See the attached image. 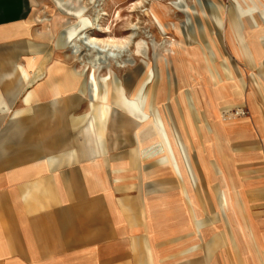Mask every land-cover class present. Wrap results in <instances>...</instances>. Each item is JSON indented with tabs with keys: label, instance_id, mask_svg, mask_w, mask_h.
Listing matches in <instances>:
<instances>
[{
	"label": "crops",
	"instance_id": "obj_1",
	"mask_svg": "<svg viewBox=\"0 0 264 264\" xmlns=\"http://www.w3.org/2000/svg\"><path fill=\"white\" fill-rule=\"evenodd\" d=\"M75 2L0 0V264H264V10L229 16L244 75L210 92L250 117L187 93L178 123L155 119L138 59L91 89L60 37Z\"/></svg>",
	"mask_w": 264,
	"mask_h": 264
},
{
	"label": "rangeland",
	"instance_id": "obj_2",
	"mask_svg": "<svg viewBox=\"0 0 264 264\" xmlns=\"http://www.w3.org/2000/svg\"><path fill=\"white\" fill-rule=\"evenodd\" d=\"M262 5L264 3L260 5L259 0H79L74 3L76 13L71 12L73 5L70 4L67 9L63 7L68 15L62 11L57 14L60 29L75 23L76 29H73L72 35L77 34L78 45H83L79 38L83 34L77 33L81 26L77 22L83 19L84 25L81 28L89 29L86 35L93 36L92 40H102L105 46L111 44L118 47L115 52L108 53L107 58L105 54L101 58V66L96 69L94 64L98 57L93 49L95 45L90 44V38L84 40V43L91 49L82 46V54L75 53L83 72H92L95 77L96 85L93 79L91 89H104V86L107 88V85L115 82L122 84L126 76L133 77V66L129 64L134 58L139 60L140 66L150 70L154 77L145 96L155 101L157 121L182 122L188 112L187 102L190 104L187 93L198 95L205 109L212 102L217 109L216 120L234 121L250 117L249 109L240 108L239 105L226 107L227 103L218 105L211 99L210 92L227 90V74L222 68H229L235 81L239 72L244 75L241 65H233L228 44L229 37L237 31L230 25L233 20L240 23L242 20L229 16L235 12L243 17L264 10ZM81 15L84 17H79ZM255 20L259 24V19ZM98 27L102 30L99 31ZM60 37L65 39L64 32L60 33ZM69 50L67 55L70 54ZM114 55L119 56L114 58ZM119 61L125 65L115 68V62ZM214 69H217L221 77H212ZM99 72L103 75L97 76ZM249 74L250 71H247ZM257 81L260 87L264 85V81ZM234 84L237 85V82ZM195 105L199 107L196 102ZM238 111L243 113L237 114Z\"/></svg>",
	"mask_w": 264,
	"mask_h": 264
},
{
	"label": "bare ground",
	"instance_id": "obj_3",
	"mask_svg": "<svg viewBox=\"0 0 264 264\" xmlns=\"http://www.w3.org/2000/svg\"><path fill=\"white\" fill-rule=\"evenodd\" d=\"M81 9H83V7L81 6ZM79 17H84V15H81V16H79ZM78 20V19H77ZM77 23H79V25H84V23H83V19H80V20H78V22ZM78 26V25H77ZM81 26H80V30H79V32L80 31H85L84 33H82L81 32V34H83L82 36H80L79 38H80V40H82L81 41V43L83 44V45H86L85 43H84V40H86L87 38H90L89 39V41H90V44H94L95 45V47H93V49L94 50H96L95 51V54H96V58L98 57V60H100L105 54V56H107V54L108 53H112V52H115L116 50H117V46H115V45H111V44H108V46H105L104 44H103V42H102V40H92L93 39V36H89V35H86V32H87V34H88V32H89V29H87V28H81ZM75 28V27H74ZM74 28H71V32L73 31V29ZM76 29V28H75ZM99 31H101L102 30V28L101 27H98L97 28ZM64 35H65V42H69V41H72L71 39V36L72 37H75V36H77V34H73L72 35V33H68V32H66V30L64 31ZM69 39V40H68ZM74 40L76 41L77 40V38L75 37L74 38ZM75 41H74V43L73 44H71L70 45V47H71V49H72V51H74L75 53L77 52V53H79V54H82V52H81V49H82V45H78V43H75ZM78 42V41H77ZM94 45H92V46H94ZM69 46V45H68ZM106 48H108L109 50L107 51V49ZM84 52V51H83ZM80 56V55H79ZM84 56H88V54L87 55H84ZM91 56V55H90ZM93 58H94V56H92ZM92 58V59H93ZM88 59V58H87ZM89 60V59H88ZM95 61H97V60H95ZM94 62V61H93ZM109 90H110V88H109ZM111 91V90H110ZM106 93V92H105ZM108 93V92H107ZM109 96V95H108ZM107 107V106H106Z\"/></svg>",
	"mask_w": 264,
	"mask_h": 264
},
{
	"label": "built area",
	"instance_id": "obj_4",
	"mask_svg": "<svg viewBox=\"0 0 264 264\" xmlns=\"http://www.w3.org/2000/svg\"><path fill=\"white\" fill-rule=\"evenodd\" d=\"M239 112H240V113H239ZM241 113H243V111H242V112H241V111H238V112H237V114H241Z\"/></svg>",
	"mask_w": 264,
	"mask_h": 264
}]
</instances>
